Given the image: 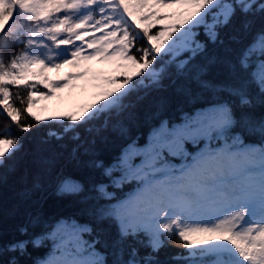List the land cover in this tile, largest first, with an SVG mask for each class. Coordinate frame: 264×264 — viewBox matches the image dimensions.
Listing matches in <instances>:
<instances>
[{
    "label": "snow or ice",
    "instance_id": "obj_1",
    "mask_svg": "<svg viewBox=\"0 0 264 264\" xmlns=\"http://www.w3.org/2000/svg\"><path fill=\"white\" fill-rule=\"evenodd\" d=\"M111 2L115 4V0ZM88 3L91 4L92 0ZM121 3L128 11L125 0ZM145 3L149 6L147 15L152 20L143 27L140 37L143 46L139 48L135 47V36L129 41L127 32L120 38L117 32L109 31L107 36L101 37L99 46L93 39L88 44L92 51L85 55L83 45L77 46L71 38L57 40L56 33L62 31L61 26L69 20L67 15L58 23L52 22V27L44 33L52 34L51 39L57 45L73 48L70 52L65 50L62 55L50 58V68L62 65L78 67L80 59H92L94 56L102 60L110 57L117 62L118 75L105 76L96 84L100 89L97 101H104L106 108L116 117L129 109L130 105L124 102L125 97L137 87L159 88L165 80L175 85L191 75L193 61L204 54L207 47L200 39L201 30L209 42L223 44L218 30L230 22L237 9L244 14L264 12V0H141L140 6H145ZM62 4L67 9L78 7L77 0L70 3H65V0H0V29H3L0 36L4 32L16 35L15 21H35L37 13L41 14L40 18H47L53 11L58 13ZM176 6H183V10L179 13L162 11ZM100 12L103 14L105 9L101 8ZM87 19L84 17L68 26L66 31L77 40L84 41L85 37L79 35V31L80 25ZM109 20H115L114 26L120 24L115 17ZM153 24L160 26L155 34L149 31ZM250 24L246 21L245 29ZM112 38L119 40L118 51L115 47L111 51L103 47L110 45ZM129 43L133 44L131 52L135 55L129 54ZM254 56L255 64L252 63ZM57 59L59 62H53ZM28 63L41 70L31 74L41 76L39 84L48 91H41L38 95L29 93L27 112L37 122H45V117L32 110L35 101L49 96L53 88L69 86L68 80L85 76L87 69L70 72L63 81H50L42 75L46 66L44 59L34 57ZM210 63H215V59ZM226 63L229 78L225 81L214 83L201 79L208 71L207 66H200L194 77L202 88L213 93L217 102L198 109L195 115L185 114L180 124L169 125L163 121L153 130L145 146L139 147L136 141H132L109 166L105 167L101 162L95 164L97 168L104 169V175L115 187L131 181L137 185L133 194L97 210L98 222L111 219L117 226V239L113 241L116 259L113 264H159L156 253L163 247L165 233L169 239L178 236L182 240L180 246L185 252L171 258L178 264H264V143L245 144L241 134L233 132L241 122L251 125L253 117L250 112H244L237 118L232 104L219 101L217 95L227 93L237 98L236 107L241 110L253 109L257 103L264 106V29L240 52L235 62ZM23 67L27 68V64ZM5 75L7 73H0V81ZM134 77L139 78V84ZM11 83H16L15 79ZM253 84L258 92L256 97L249 94ZM0 92L5 98L9 95L6 88L0 87ZM4 108H9L6 100ZM102 111L104 108H96L94 103H89L78 112L65 115L68 121L78 124L82 119L86 122L97 118ZM7 115L14 121L18 120L17 114L12 111ZM31 127L26 124L22 130L30 131ZM253 127L264 137V116ZM71 130L69 127H65L63 133L50 130L47 135L59 140ZM73 138L78 139V133ZM15 143L10 139H0V157L15 148ZM188 144L197 150L188 151ZM137 158L139 163L135 162ZM173 160L178 163H173ZM116 172L119 176H113ZM106 188L107 185L99 184L96 191L104 199L111 200L112 195L106 192ZM57 191L59 194L75 195L83 191V186L61 181ZM221 213L230 215L220 219ZM257 214L258 223H251L243 230V235L236 231V221L248 222V215ZM26 231L21 229L22 233ZM93 231V228L77 224L75 220L60 221L45 234V239L53 240V251L39 264H107L105 253L96 247L101 243L100 235L91 240L84 239L85 233L91 235ZM100 231L97 230L98 233ZM252 232L256 235H250ZM241 240L247 242L242 244ZM39 241L37 237L30 242L38 246ZM125 242H128L126 250ZM228 242L234 247L230 248ZM28 243L18 240L9 244L6 250L23 253ZM140 248L148 251L141 255ZM224 253L231 255L232 259L205 260L208 256L218 257Z\"/></svg>",
    "mask_w": 264,
    "mask_h": 264
},
{
    "label": "trees",
    "instance_id": "obj_2",
    "mask_svg": "<svg viewBox=\"0 0 264 264\" xmlns=\"http://www.w3.org/2000/svg\"><path fill=\"white\" fill-rule=\"evenodd\" d=\"M125 2L128 11L124 10L123 4L120 7L129 41L135 36V47H142L140 37L143 27L149 24L152 17L138 14L136 11L140 7L135 8L130 6L129 1ZM97 7V3L90 4L93 18ZM246 21L251 22L247 29L244 27ZM15 23L16 35L4 32L0 36V73H7L0 81V87L6 88L9 93L5 98L0 92V138L16 142L15 148L0 159V264H12L13 261L14 264H38L53 251V240L45 239V234L62 220H75L77 224L93 228V233H85L84 239L91 240L99 234L101 243L96 247L105 253L107 264H113L116 259L113 241L117 239V226L111 219L98 222L97 210L123 200L137 185L129 182L115 187L110 178L104 175V169L97 168L95 164L101 162L105 167L109 166L132 141H136L139 147L145 146L153 130L163 121L169 125L180 124L185 114L195 115L198 109L217 102L213 93L202 88L194 78L197 69L200 66L208 67L201 79L214 83L228 79L226 62H235L240 52L264 29V12L244 14L237 9L230 22L218 30L223 44L209 42L201 30L200 39L206 43V51L193 61L192 73L188 78L181 79L175 85L165 80L159 88L137 87L125 97L124 102L130 107L121 116L116 117L106 108L97 118L86 122L82 119L78 124L67 119L37 122L27 112L30 88L26 83H11L10 74L14 70V63L28 51H33L49 62L50 58L58 56V51L55 42L49 37L34 44L29 43L30 34L41 28L39 13L35 21L17 20ZM149 31L155 34L159 31V25L153 24ZM132 47L133 44L129 43V54L135 55L131 52ZM213 59L215 63H210ZM252 63H256L255 56ZM244 75L247 76V73ZM134 79L139 84V78ZM37 89L43 90L39 86ZM249 94L253 97L258 95L254 84L250 86ZM217 95L219 101L232 104L237 118L244 112H250L253 117L251 125L241 122L233 132H239L245 144L264 143V137L253 127L264 116V106L257 103L253 109L241 110L236 107L237 98L227 93ZM5 100L9 104L8 109L4 108ZM9 111L17 114L18 120H12L7 115ZM26 124L32 125L30 131L22 130ZM65 127L72 130L64 133L63 139L48 137L50 130L63 133ZM77 133L78 139H74ZM186 148L190 152L197 150L191 144L186 145ZM173 162L178 163L176 160ZM113 176H119V173H113ZM61 181L76 182L83 186V191L75 195L59 194L57 186ZM99 184L107 185L106 192L111 193V200L104 199L96 191ZM21 229L27 231L22 233ZM97 230L102 231L98 233ZM37 237L40 241L38 246H34L30 241ZM162 239L163 247L156 253L159 264H178L171 258L185 252L180 246L182 240L178 236L169 239L167 233ZM18 240L29 241L23 253L6 250L9 244ZM127 246L128 242H125V250ZM147 251L140 248L141 255ZM218 257L232 258L228 253ZM218 257L208 256L205 260Z\"/></svg>",
    "mask_w": 264,
    "mask_h": 264
},
{
    "label": "rangeland",
    "instance_id": "obj_3",
    "mask_svg": "<svg viewBox=\"0 0 264 264\" xmlns=\"http://www.w3.org/2000/svg\"><path fill=\"white\" fill-rule=\"evenodd\" d=\"M126 1L130 2V6H134L135 8L140 7V10L136 11L138 14L147 15L149 11V6L147 3H145V6H140L141 0H138L136 2H134L133 0ZM70 2L71 0H65V3ZM92 3L98 4V7L95 10L94 18L92 17V14L90 12V4L88 3V0H77L78 7L76 9H67L62 4L58 13L53 11L49 14L47 18H40L41 14L39 13V18L41 20V28L40 30H36L30 34L29 41L34 44L38 40L45 39L48 37L51 38L52 34L45 35L44 33L52 27V22L58 23L59 19H61L64 15H67L69 17V20L65 25L61 26L62 31L56 33V36H58L57 40L71 38L73 40V43L77 46H80L81 44L83 45L85 49V55L88 52L92 51V49L88 48V44L91 43L93 39H95L98 42L97 46H99V41L101 37L107 36L109 31H115L117 32L118 37L123 38L125 32L127 31L125 29L126 24L123 20L124 15L120 7V5L123 4L121 3V0H115V4H113L111 0H92ZM101 8L105 9V12L103 14H101L100 12ZM182 10L183 6H176L174 8L163 9L162 11L179 13ZM84 17H88V19L85 21L84 24L80 25L79 35L85 37V40L80 41L77 40L76 37L70 36V33H68L66 29L68 26L76 24L79 20L83 19ZM110 17H115L116 19H119L120 24L114 26L115 20H109ZM33 33H35V35H33ZM118 45L119 40L116 38H112L111 44H105L103 45V47L108 48L110 51L111 48L115 47L118 51ZM56 46L58 51L57 53L60 55H62L65 50L68 52L73 50L70 45L56 44ZM34 57L37 59H43L42 57L36 55L33 51H28L16 63H14V70L11 72L10 78L11 80L15 79L17 83L28 84L30 88L29 93L34 92L36 95H38L41 91L37 89V86L43 88L42 91H48V89L44 88L43 85L39 84V80L42 78L41 76H34L31 74L33 72L41 71L35 64L28 63V61L32 60ZM54 62L59 61L57 59ZM26 64L27 68L23 67ZM45 65L46 66L42 69V75L47 76L50 81H63L70 72H76L83 69H87V73L83 77L72 78L68 80L67 84L69 86L65 87L61 85L59 87L53 88L51 89V94L49 96L36 100L32 110L37 115L45 117L46 120H64L67 119V116L65 114L78 112L81 107L89 103H94V107L96 108L106 109L104 101H97V94L100 89L96 87V84L99 83L101 78L105 76L118 75L119 70L117 68V62L115 60L111 59L110 57L102 60L94 56L92 59H80L78 61V67H74L72 65H62L60 68H50V66H48L49 62L47 61H45ZM135 162L139 163V158H137ZM131 182L136 183L135 181ZM135 190H133L130 195L133 194ZM232 211H239V209H232ZM225 215H230V213H221L219 215V218L223 219ZM246 219L248 222H245L243 220L236 221V231L241 232L242 235L244 234L243 230L250 227L251 223L259 222L258 214L255 216L248 215ZM250 235L254 236L256 235V233L252 232ZM246 242L247 241L245 240H241L242 244ZM228 243L230 248L234 247L230 244V242ZM257 247H259V242H257ZM49 255L46 258H48ZM231 259V257H218L212 259L209 262L216 260L230 261ZM248 264H251V262H248Z\"/></svg>",
    "mask_w": 264,
    "mask_h": 264
}]
</instances>
